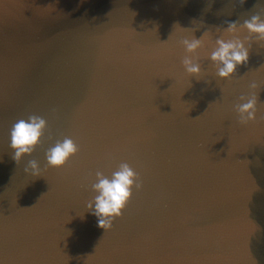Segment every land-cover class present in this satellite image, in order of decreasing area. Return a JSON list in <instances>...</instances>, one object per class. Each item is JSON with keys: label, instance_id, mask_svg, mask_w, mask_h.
Returning <instances> with one entry per match:
<instances>
[{"label": "water", "instance_id": "water-1", "mask_svg": "<svg viewBox=\"0 0 264 264\" xmlns=\"http://www.w3.org/2000/svg\"><path fill=\"white\" fill-rule=\"evenodd\" d=\"M254 14L264 0H0V264H264V43L228 80L207 60L217 28ZM174 24L208 31L199 79ZM31 115L46 127L16 163L9 130ZM64 137L76 153L47 167ZM120 163L140 188L104 231L85 203Z\"/></svg>", "mask_w": 264, "mask_h": 264}, {"label": "clouds", "instance_id": "clouds-1", "mask_svg": "<svg viewBox=\"0 0 264 264\" xmlns=\"http://www.w3.org/2000/svg\"><path fill=\"white\" fill-rule=\"evenodd\" d=\"M242 2L243 0H241ZM173 27L190 32V35L182 36L178 41L185 53L180 64L186 75L199 79L202 76V69L196 53L198 49L204 47L208 31H204L199 38H195L192 35L194 29L182 28L177 24H174ZM217 29L220 34L216 36L210 51H208L207 60L215 68L217 79L228 80L233 76L238 66L247 64L248 49L251 43H264V18L254 14L244 19L242 23L231 21L227 22L223 29ZM241 30L247 33L243 38L238 34ZM248 87L256 89L257 85L253 81L249 83ZM238 100L239 102L233 106L238 123L246 124L254 120L256 118L257 94L241 95ZM45 127L46 121L36 115L17 120L11 126L8 147L14 162H19L22 157L31 156ZM76 151L77 147L73 140L70 137H64L44 151V163L47 167H62ZM40 170L36 159L27 160L25 171H30L32 175L38 176ZM133 187L139 189L140 183L136 173L127 163H120L111 172L110 177L105 176L101 171L95 172V182L91 184V191L95 195L85 203V209L89 215L95 218L98 228L104 231L110 229L113 220L121 215Z\"/></svg>", "mask_w": 264, "mask_h": 264}]
</instances>
